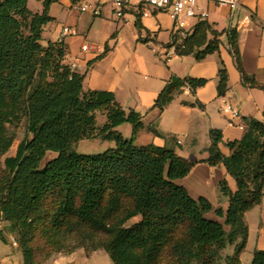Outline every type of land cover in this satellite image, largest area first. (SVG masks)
Here are the masks:
<instances>
[{"label":"trees","instance_id":"16d2710c","mask_svg":"<svg viewBox=\"0 0 264 264\" xmlns=\"http://www.w3.org/2000/svg\"><path fill=\"white\" fill-rule=\"evenodd\" d=\"M28 1L0 0V223L16 234L24 264H45L71 239L75 249L106 252L113 264H242L249 238L245 214L264 198V123L244 119V137L226 144L229 156L220 149L221 131L210 132L209 157L201 162L224 165L236 181V192L226 180L219 184L228 211L215 209L206 198H192L176 181L198 162L172 149L137 146L143 116L125 110L111 92L85 91V76L65 64L64 42L42 43L53 21L52 1L41 14L30 11ZM136 25L142 30L139 21ZM181 32H173L167 45L175 46L179 56L201 61L219 50L220 35L207 20L184 38ZM238 40L236 31L228 32L243 85L259 87L243 69ZM219 77L218 93L224 96V66ZM207 82L172 75L154 109L163 112L185 88L195 94ZM191 106L203 107L199 102ZM99 114L107 120L102 127ZM24 118L31 137L19 144L15 156L5 157L15 140L7 127ZM125 123L132 126L131 139L116 131ZM97 138L115 147L96 155L75 150L79 141ZM48 152L57 157L43 165ZM211 212L224 224L207 218ZM4 228L0 238L7 243ZM228 248H233L230 255ZM250 264H264V250H256Z\"/></svg>","mask_w":264,"mask_h":264},{"label":"crops","instance_id":"0c3cea01","mask_svg":"<svg viewBox=\"0 0 264 264\" xmlns=\"http://www.w3.org/2000/svg\"><path fill=\"white\" fill-rule=\"evenodd\" d=\"M69 1L70 9H73L74 4ZM241 2L243 13L240 14H232L228 8L214 3H199L209 13L207 21L213 31L220 35L219 50L201 61L193 55L179 56L167 48L174 32V24L165 13L152 12L149 17H144L141 11L131 8L126 11L124 18L119 19L113 15L110 6H106L99 17L81 13L78 7L76 10L82 14L79 20L75 18L64 26L80 31L78 36L67 37L63 42L67 52L65 64L85 76L84 90L111 92L125 110H135L143 116V128L135 141L137 146L155 145L172 149L179 156L198 162L187 177L176 183L185 187L192 198H206L215 209L221 208L225 213L229 209V200L221 196L219 184L226 180L232 192H236L237 184L224 165L212 167L201 162L209 157L208 149L212 145L210 132L221 131L223 141L220 149L224 155L229 156L230 150L226 144L244 137L246 127H239L245 124L244 119L254 118L264 123V0ZM52 18L53 21L47 26L57 20ZM99 19H112L115 25L111 32H100L96 43L88 41L92 29L99 27ZM138 21L143 27L142 31L137 28ZM196 23V20L190 23L191 27ZM62 28L55 27L51 38L45 39L42 35L43 45L59 43ZM229 31L238 33L243 69L259 87L243 85L230 51ZM164 33L168 36V43H165L166 40L159 41ZM213 39L214 36L209 34L208 40ZM85 44L91 46L88 51H83ZM223 66L228 74V90L224 96H219V72ZM172 75L182 79H205L208 82L195 94L185 88L160 112L154 109V104ZM196 102L203 107L191 106ZM226 104L233 105L240 112L239 119H231L223 114L222 108ZM106 121L101 125L98 123V126L102 127ZM116 131L121 133L117 129ZM126 133L127 137H132V126ZM178 140L181 143L178 144ZM207 217L224 223V219L217 217L214 212L207 214ZM137 220L139 218L132 220V223ZM251 220L254 221V228L250 224ZM245 221L249 227V238L245 253L241 255V263L250 264L254 252L264 250V200L261 205L245 214ZM4 226V223H0V234ZM96 252L98 251L87 253L80 248L69 256L52 257L45 264H80L82 259H88ZM0 264H24L22 253L9 242L4 243L1 238Z\"/></svg>","mask_w":264,"mask_h":264},{"label":"rangeland","instance_id":"374dc122","mask_svg":"<svg viewBox=\"0 0 264 264\" xmlns=\"http://www.w3.org/2000/svg\"><path fill=\"white\" fill-rule=\"evenodd\" d=\"M47 1H50V0H29L28 1V8L33 13L41 14V13H43V11L45 9V3ZM51 1L52 2L50 5V15L52 17H55L57 20L54 23H52L51 25L45 27V29L43 31V36L45 39L51 38L52 32L55 29V27L62 28L64 26H66L67 24H69L70 21L74 20L75 18L79 20V17H81L82 14L79 13L76 10V8L80 7L81 5L85 4L86 2H91V0H84V1H81L77 4H74L73 9H70V1L69 0H51ZM193 22H195V20L191 21V23H193ZM98 25L100 28L98 26H95L92 29V31H91L88 39H87L88 41L96 43L100 38V32H102L103 30L111 32L113 25H115V22L112 19H99ZM77 30H78V32H80L79 29H77ZM185 30H186V32H192L191 27H188ZM144 35H146L145 32H144ZM167 40H168V36L165 33L159 39L160 42L165 41V43L169 42ZM105 121H106V117L100 115L98 118V123L101 125ZM7 128L9 130V133L14 137L15 140H14V144H13L12 148L9 150V152L6 154L5 157L15 156L19 144L23 140H25L26 138L31 137L27 132L26 119L24 118L19 123H16L14 125H9ZM116 129L121 131L124 138H126V139L132 138L130 136L127 137V135H126L127 134L126 132L129 129H131L130 124L125 123ZM112 147H115L114 142L97 138V139L79 141L76 145L75 150L77 151V153L83 154V155H96V154L103 153ZM56 157H57L56 153L48 152L46 155V158L43 161V165L46 164L47 162L51 161L52 159L56 158ZM263 200H264V198H263ZM262 203H263V201H262ZM255 208H253V209H255ZM252 210H250V211H252ZM250 222H251L250 224H252V228H254L253 227L254 221L251 220ZM131 223H132V221L129 222L128 224L130 225ZM4 232H5V235L7 237L8 242L11 244V246H13L16 250L21 252L19 243H18L17 238H16V234L13 232H10L8 226H6L4 228ZM14 242L17 243V246L14 245ZM75 243H76L75 240L71 239L68 242V247L63 252L55 253L49 259H51L52 257H65V256H69V255H72L73 253L77 252L79 249L73 248L75 246ZM71 250H72V252H71ZM232 252H233V248H228L226 250L225 254L230 255ZM80 264H113V263L111 261L110 256L106 252H104L102 250H98V252H96L93 255H91L90 257H88V259H82Z\"/></svg>","mask_w":264,"mask_h":264},{"label":"built area","instance_id":"2783aa9c","mask_svg":"<svg viewBox=\"0 0 264 264\" xmlns=\"http://www.w3.org/2000/svg\"><path fill=\"white\" fill-rule=\"evenodd\" d=\"M214 3L219 7L228 8L232 14L243 13V5L241 0H95L94 3H85L79 7L81 13H91L95 17L102 15L103 9L106 6H110L113 15L117 18H124L126 11L131 8H136L142 12L144 17H149L152 12H160L167 14L174 24V33L182 31L181 37L184 38L187 34L192 32H186V28L191 27L192 20L204 21L209 17V13L204 11L200 2ZM192 31L194 27H191ZM79 32L74 27H63L61 32V39L59 43H62L67 37L78 36ZM180 43V41H179ZM83 51H88L91 46L85 44ZM176 54L175 46L170 49ZM223 114L230 116L231 119H239L240 112L231 104H226L222 108ZM244 128L245 124L239 125ZM178 144L181 141H177ZM17 246V243L14 242Z\"/></svg>","mask_w":264,"mask_h":264}]
</instances>
